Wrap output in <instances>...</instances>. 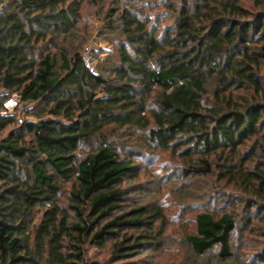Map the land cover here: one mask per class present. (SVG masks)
<instances>
[{"label": "trees", "instance_id": "1", "mask_svg": "<svg viewBox=\"0 0 264 264\" xmlns=\"http://www.w3.org/2000/svg\"><path fill=\"white\" fill-rule=\"evenodd\" d=\"M116 1L92 70L73 38L84 0H0V264H97L85 245L109 241L117 262L153 242L159 211L119 212L136 167L109 129L142 131L187 174L217 167L251 196L248 222L264 205V0H175L166 26ZM14 94L35 103L30 118L5 110ZM195 224L196 255L233 256L236 213Z\"/></svg>", "mask_w": 264, "mask_h": 264}, {"label": "rangeland", "instance_id": "2", "mask_svg": "<svg viewBox=\"0 0 264 264\" xmlns=\"http://www.w3.org/2000/svg\"><path fill=\"white\" fill-rule=\"evenodd\" d=\"M136 1L139 6L146 5L147 12L161 26L170 25L174 20L175 13L169 7L175 0ZM177 3L180 5V0ZM117 4L116 0L83 2L81 20L73 38L82 47L91 44L93 55L98 58H105L106 51L113 47L109 40L112 35L110 36L105 25L108 12L117 9ZM126 4L127 0H124L119 5L122 8ZM34 105L35 103L19 101L13 111L20 120H25L30 118L28 111ZM6 132L7 130L1 133L0 137ZM108 133L119 144L123 156L131 158L136 167L134 173L122 182L127 198L119 212L138 206H145L152 213L159 211L154 225L156 238L144 245L140 252L117 262L112 254V242L109 241L104 247L86 244L85 258L89 263L118 264L123 261L124 264H264V260H261L264 258V213L257 217L264 211V205L254 208L252 215L256 216L253 220H245L249 215L247 205L251 196L245 193L239 183L227 181L217 167L209 174H187V163L181 155L153 146L147 148L142 131L109 129ZM261 143L264 145V137L261 138ZM260 154H264V151ZM70 187L71 184H68L66 191ZM203 211H209L215 216L226 212L236 213L238 227L233 234L234 253L230 258L219 257L218 247L198 256L187 241V236L196 231L197 214ZM143 229L134 227L128 232L137 233Z\"/></svg>", "mask_w": 264, "mask_h": 264}, {"label": "built area", "instance_id": "3", "mask_svg": "<svg viewBox=\"0 0 264 264\" xmlns=\"http://www.w3.org/2000/svg\"><path fill=\"white\" fill-rule=\"evenodd\" d=\"M91 48H92L91 44L86 46L85 58H86L87 64L91 67V69L95 70L96 64L98 63L99 60H102L103 58L101 57L98 58V57L93 56L94 51ZM19 101H20V97L18 94H14L8 97L3 103L5 110L13 111L17 107Z\"/></svg>", "mask_w": 264, "mask_h": 264}]
</instances>
